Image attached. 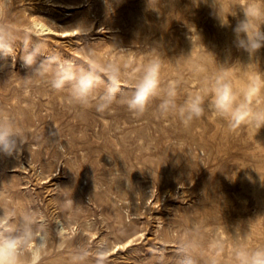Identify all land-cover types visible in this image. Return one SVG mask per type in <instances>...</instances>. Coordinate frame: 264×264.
Segmentation results:
<instances>
[{"label":"rangeland","instance_id":"rangeland-1","mask_svg":"<svg viewBox=\"0 0 264 264\" xmlns=\"http://www.w3.org/2000/svg\"><path fill=\"white\" fill-rule=\"evenodd\" d=\"M210 3L161 0L157 12L149 8L156 7L155 0L149 7L148 0H13L10 20L21 29L35 26L34 19L50 25L53 31H41L66 56L82 55L85 44L103 55L115 43L159 45L172 58L190 51L195 27L219 60L246 62L247 53L234 44L236 18L222 27ZM77 26L89 31L69 35ZM258 56L264 69V48ZM28 71L19 54L15 61L0 56V108L21 116L27 133L18 153H0V187L17 204L48 218L55 252L47 251L41 264H71L72 250L80 245L89 247L85 264H95L92 253L100 241L110 245L106 264H151L159 247L167 249L172 264L175 244L168 233L189 218L243 233L261 216L252 226L264 237V181L257 173L264 180V127L253 139L251 131L224 134L210 118L185 131L150 114L135 119L123 108L112 115L81 114L46 86L25 95L18 84ZM117 169L130 185L117 181ZM71 192L74 207L64 210ZM57 218L78 229L73 238L65 237L64 250ZM129 239L131 244L119 245Z\"/></svg>","mask_w":264,"mask_h":264},{"label":"clouds","instance_id":"clouds-1","mask_svg":"<svg viewBox=\"0 0 264 264\" xmlns=\"http://www.w3.org/2000/svg\"><path fill=\"white\" fill-rule=\"evenodd\" d=\"M201 2L208 4L209 0H193L196 6ZM151 3L153 0H148V7ZM155 4L149 8L159 12L161 0ZM12 5L13 0H0V56H11L15 61L19 54L29 70L18 84L25 95L34 87L46 86L63 94L64 104L81 114L94 110L112 115L123 108L135 119L150 114L185 131L194 122L209 118L227 135L251 131L255 139L264 127V69L258 56L264 48V0H211L209 5L222 27L230 26L229 17L236 18L234 44L247 53L246 62L239 58L219 60L195 27L189 28L190 51L172 58L159 45L125 48L115 43H110L113 46L103 55L84 43L87 46L81 47L82 55L66 56L60 48L50 46L40 28L28 24L21 29L11 22ZM88 31L77 26L68 34L77 37ZM41 56L44 58L38 59ZM21 120L17 113L0 108V153L11 156L27 143ZM115 175L117 181L125 179L130 185L129 176L119 169ZM73 207L71 192L65 195L62 208L71 211ZM259 217L250 221L243 233L239 227L233 233L226 227L222 230L189 218L184 227L168 233L175 244L172 264H264V237L252 226ZM55 222L60 225L56 236L63 249L65 237L73 238L78 229L71 227V220L57 218ZM49 237L48 218L17 204L0 187V264H41ZM109 249L107 241L97 244L92 253L95 264H106ZM89 255L87 245L77 246L70 255L71 264H85ZM167 255L166 248H155L151 264H167Z\"/></svg>","mask_w":264,"mask_h":264},{"label":"bare ground","instance_id":"bare-ground-1","mask_svg":"<svg viewBox=\"0 0 264 264\" xmlns=\"http://www.w3.org/2000/svg\"><path fill=\"white\" fill-rule=\"evenodd\" d=\"M33 23H34V25L35 26H37V28H40L42 31H44V30H48V31H53V29L54 28H52L50 25H48V24H46L45 22H43V21H41V20H39V19H34L33 20ZM48 33V32H47ZM50 33V32H49ZM40 180V179H39ZM56 223V222H55ZM56 225L58 226V228H59V224L58 223H56ZM56 241V240H55ZM128 241H130V239L129 240H127V241H125L124 243H122V244H120L119 243V245H121L122 247H124V245L128 242ZM128 245V244H127ZM52 247H54V243H50L49 244V246H48V251H51L52 252V250H50V248H52ZM120 247V246H119ZM60 250H62V249H60ZM64 250V249H63ZM54 252H55V250H54ZM54 252H52V253H54ZM49 256V255H48ZM47 256V257H48ZM47 263V262H46ZM45 263V264H46ZM48 264V263H47Z\"/></svg>","mask_w":264,"mask_h":264},{"label":"snow or ice","instance_id":"snow-or-ice-1","mask_svg":"<svg viewBox=\"0 0 264 264\" xmlns=\"http://www.w3.org/2000/svg\"><path fill=\"white\" fill-rule=\"evenodd\" d=\"M129 244H131V241L129 242Z\"/></svg>","mask_w":264,"mask_h":264}]
</instances>
